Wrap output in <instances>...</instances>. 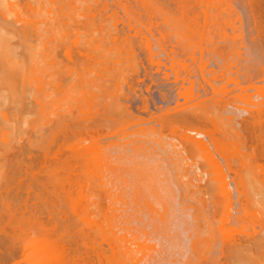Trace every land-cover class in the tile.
I'll list each match as a JSON object with an SVG mask.
<instances>
[{
  "label": "bare ground",
  "instance_id": "obj_1",
  "mask_svg": "<svg viewBox=\"0 0 264 264\" xmlns=\"http://www.w3.org/2000/svg\"><path fill=\"white\" fill-rule=\"evenodd\" d=\"M14 1L0 0L7 18L0 15V264H219V233L223 264L237 256L243 264L240 252L248 250L258 254L252 262L264 264V237L238 243L231 227L239 217L233 210L237 219L231 220V209L239 203L264 227V58L256 63L262 78L253 61L248 68L263 84L257 76L248 82L249 71L241 82L242 73L234 78L227 68L231 78L219 75L225 85L219 77L209 82L203 74L218 76L221 60L212 64L208 54L211 65L218 64L208 68V57L197 50L216 45L208 35L209 42H198L211 0L205 9L203 0H174L183 2L180 13L161 0H135L170 26L157 30L152 14L147 23L156 33L126 10L135 25L119 29L121 13L112 9L106 16L102 0L106 13L100 0ZM220 1L212 8L221 14L231 0ZM189 2L193 13L182 11ZM261 2L249 0L246 14L254 23L250 19L249 29L264 36ZM215 22L214 32L232 37L229 24ZM224 45L214 46L222 67L230 66L232 50L240 51ZM234 51L232 59L241 53ZM195 54L202 57L197 65ZM217 157L225 160V172ZM229 224L234 232H227Z\"/></svg>",
  "mask_w": 264,
  "mask_h": 264
},
{
  "label": "rangeland",
  "instance_id": "obj_2",
  "mask_svg": "<svg viewBox=\"0 0 264 264\" xmlns=\"http://www.w3.org/2000/svg\"><path fill=\"white\" fill-rule=\"evenodd\" d=\"M17 1H18V0H17ZM17 1H14V2L17 3ZM20 1H21V0H19V2H20ZM23 1H24V0H23ZM100 1H101V0H100ZM102 1H103V2L105 1L106 4H108V7L105 8V9H108V10H107L108 12L104 10V6H103V4H105V3H103ZM102 1L99 2V4L102 3V4H100V5L103 6V9H101V10H102V11L104 10L105 13L107 12V13H106L107 15H106L105 13H104V15H106V16L111 15V12H109V10L111 11L112 9H113L114 11L116 10V12H118V14H120V13L122 14V15L120 14L121 17H119V15H117V13L115 12V15H116L117 17H119V20H120V21H118V20H117L118 18H116L115 16H113V17H114L117 21H116L113 17H111V18H113V23H115V21H116V23H117V27H119V29H122V28L124 27V28H123L124 30L129 31V29H130L129 27H134V25H135V23H134V25H132V24H133V19H134V21H136V19H137V20L139 19V24H140V21L143 22L144 24H143V23H142V24L144 25L145 30L149 29V26H150V28L153 29V26L156 25L157 23H158V26H154V28L156 27L157 30H159V28H160V29H161L160 31H163L162 29H164L165 27H168V28H166V29H170V28H169L170 26H168L167 24L164 25V24H165V23H163L164 20H163V18L161 17L162 15H159V14H160L159 11H158V14H156L157 11H155V12H156L155 14H154V12H153V13H152V12L150 13L149 10L147 11L146 9H145V10H146V11H145V10L141 7V4H140L139 2L136 3L135 0H134V2H133V0H132V1L129 0L130 3H129V2L127 3V2H125L124 0H117V1H116V0H108V1H107V0H102ZM118 1H119V2H118ZM121 1H122V2H121ZM159 1H160V0H159ZM161 1H163V3H164L165 5H166V3H167V6H169V8H172V9H171L172 12H174V13H176V12L180 13V12H181V11H180L181 9L179 10V9H177V8H180L181 6L179 7V5H183V2H182V3L180 2L179 5H178V4H175L176 1L174 2V0H170V1H169V0H161ZM177 1L179 2V0H177ZM189 1H190V2L193 1V3H194V0H192V1L189 0ZM204 1H205V2H204ZM225 1H227V0H225ZM236 1H237V0H235V1H234V0L228 1V4H229L230 6H226L227 2H226L225 4H223V5H221V7L219 8V11L222 9V6H223V9L225 8V10H224V11H221L222 13L220 14V13L216 12V11H217V7H216V6H218L217 4H220V3L222 4V2H221L220 0H211V8L209 9V12H210V10L212 9V10H211L212 12H210V13H212V14H210V16H211V17L209 18L210 21H209V19L207 20V21H208V22H207V25H206V26H207V27H206L207 29H206V32L204 31V34H203L202 38H203V37H204V38H205V37L208 38V37H207V35H208V36H209V40H210V42H211V43H212V42H213V43L215 42V44H216V45H213V44H212L213 47H214V46L218 47V46L221 44V45H220L221 48H222V46H223L225 43H229V41H232V40H234V41L237 40V41H238V40H239V41L236 42V43H235L234 41H232V42L235 43V44H232V42L230 43L231 45H234V46H233V47H234L233 49H235L236 46H237V47L239 48L240 51H238L237 48H236L237 50H236V49H235V50H236L237 52H241L240 54L237 53V54H238V55H237V54H236V51H234V50L231 49L232 52H233V51L235 52V54H236L235 56H236L237 61H236L235 58L232 59V58H233L232 56H233L234 53L231 52V55H230L229 52H230L231 50L229 49V50H230V51H229L228 49H226L227 51H229L228 53H229V55L231 56V57H230V56L228 55L230 59L227 57L228 60H229L230 66H229V65L227 66V64H224L223 67H222L221 65L223 64L224 61H222V59H220L221 57H220V58L218 57V56H219V55H218L219 52H218L217 54H215L217 50L215 51V47H214V48L211 47L212 49L209 48L211 45H210V43H207V41H206V43H207V45H206V46H207V49H206V50H207V51L205 50V48H206L205 45H204L205 48L201 47V49L203 48L205 52H203V49H202V50H201V49H200V50H197L198 48H200L198 45H197L198 48L194 46L195 49H192L193 51H196V50H197V52H198V51H199V52L201 51L202 54H203V53L206 54V55H203V56H202V55L199 54V52H198L199 56L201 55L203 58L208 57V54H209V55L212 54V57L214 56V59H216V61H215V60L213 61V58H212V64H213V62H214V63H215V62L217 63V62H220V60H221V62L219 63L220 65L215 64V65L212 66V65H211V61L209 60V57L211 58V56H209L208 59L206 58L207 63H209V64L211 65V66H210V65L208 66V65L206 64V66H208V68H209V67H210V68L213 67V70H214V68L216 69V67H217L216 65L219 66V69H220V70H219V69H218L219 71H216L217 69L215 70V71L217 72L218 76H216V75L214 76V74H216V73H213V72H210V74H209V72H207L208 70L206 71V72H207V73H206V72H205V68L203 69V71L205 72L203 75H205V77L207 76L206 78H207L208 80H210L212 77H214V78L217 77L216 79H218V77H219L218 81L220 80V81H219V82H220V87L223 86V85H225L224 83L226 82V79H225V81H224V79H222V76H223V75L221 76V78H220L219 75H221V73H222L221 71L225 72V70H227V69H228V72H229L230 74H234V76H233L234 78H235V74H237V73H242V74H239V75L237 74V75H238V79H239L240 76H241V78H240L241 82H244V80H245L246 78L249 77L248 75H251V77L248 78V80L251 79V81H248V82H252V78H254V77L257 76V75L254 76V74H257L256 72H257L258 70H260V69L258 68V64H256V63L259 61L258 59H260L261 57H262V60H263V58H264V56H262V55L259 56V54H260L259 51H255V50H254V49H255V46H257L258 48H260V51L262 52L261 54L264 53V52H263L264 49H261L262 47L264 48V46H263V45H264V44H263V43H264V42H263V41H264V36H263V33H261V35H260L259 32L256 31L255 27L253 28V26H254L253 24H254V23H253L252 17H251V16H248V15L251 14V13H249V12H250V11H249V6H247L249 0H244V2H243V0H242V1H241V0H238L237 2H236ZM240 1H241V3H240ZM262 1H263V0H262ZM12 2H13V1H12ZM19 2H18V3H19ZM120 2H121L122 4H121ZM170 2H171V3H170ZM187 2H188V1H187ZM190 2L187 3V4H184V7H183L182 11H183V10H184V11L186 10V11H189L190 13H193V11L191 12V10H192L193 7H191L192 5H190ZM206 2H207V0H203V1H202V4H201V5H202V6H201L202 9H205V8H206V7H203V6H206V4H204V3H206ZM219 2H220V3H219ZM16 3H15V4H16ZM18 3H17V4H18ZM109 3H110V4H109ZM119 3H120V4H119ZM176 3H177V2H176ZM215 3H216V4H215ZM242 3H244V5H243ZM261 3L264 4V2H261ZM17 4H16V5H17ZM126 4H127V5H126ZM137 4H139V6H138ZM168 4H169V5H168ZM213 4H215V5H213ZM100 5H99V8L102 7V6H100ZM110 5H111V6H110ZM175 5H176L177 7H176ZM185 5H186V6H187V5H190V8H189V7L186 8ZM193 5L196 6V4H193ZM119 6H120V7H119ZM124 6H125L127 9H124V8H125ZM128 6H129V7H128ZM212 6H215V7H216V8L213 7V8L216 9V11H214V9L212 8ZM231 6H232V7H231ZM236 6H237V7H236ZM245 6H246V7H245ZM263 6H264V5H263ZM263 6H262V7H263ZM121 7H122V8H121ZM196 7H197V6H196ZM218 7H219V6H218ZM226 7H227V9H226ZM233 7H234V9H232ZM247 7H248V8H247ZM97 8H98V7H97ZM99 8H98V9H99ZM110 8H111V9H110ZM175 8H176V9H175ZM184 8H186V9H184ZM229 8H230L231 10H230ZM236 8H238V10H237ZM263 8H264V7H263ZM263 8H262V9H263ZM98 9H97V10H98ZM122 9H123V10H122ZM137 9H138V10H137ZM141 9H142V10H141ZM188 9H190V10H188ZM223 9H222V10H223ZM113 10H112V14H113ZM125 10L127 11V14H129V13L131 12L130 15L133 14L132 16H135V18L132 17L133 19H131L130 16H128V15H127V17H126V12H125ZM174 10H175V11H174ZM176 10H177V11H176ZM178 10H179V11H178ZM229 10H230V12H229ZM232 10H233V11L235 10V11L233 12ZM260 10H261V7H260ZM98 11H99V10H98ZM98 11H97V12H98ZM102 11H99V13L102 12ZM104 11H103V12H104ZM128 11H129V13H128ZM144 11H145V12H144ZM226 11H227V12H226ZM238 11H240V13H239ZM247 11H248V12H247ZM103 12H102V13H103ZM122 12H123L124 14H123ZM147 12H149V13H148L149 15L147 14ZM189 12H188V13H189ZM214 12H215V13H214ZM259 12L261 13L262 11H259ZM259 12H258V13H259ZM0 13H1V12H0ZM135 13H136V14H135ZM140 13H141V14H140ZM184 13L188 14L187 12H184ZM223 13H224V14H223ZM234 13H235V14H234ZM237 13H238V14H237ZM246 13H247L248 15H247ZM19 14H20V13L18 12V16H19ZM146 14H147V15H146ZM152 14H154V15L157 16V18H156V16H155V18H154V19L157 21L156 23H155V22H154V23L151 22V20H152V18H151V17H152ZM216 14H217V15H216ZM218 14H219V16H218ZM222 14L225 15V16L223 17ZM261 14H262V13H261ZM261 14H260V15H261ZM263 14H264V12H263ZM263 14H262V16H264ZM0 15H1V17L3 16L2 13H1ZM113 15H114V14H113ZM143 15H144V16H143ZM158 15H159V17H158ZM200 15H201V16H200ZM200 15H199V16H200L201 20H200L199 18H198V19H199L200 21H202V19H203V21H204V14L200 13ZM212 15H215V16H212ZM221 15H222V16H221ZM10 16H12V17L14 18L13 15L10 14L9 17H10ZM123 16H124V17H123ZM136 16H137V18H136ZM141 16H142V17H141ZM150 16H151V17H150ZM208 16H209V13H208ZM228 16H229V17H228ZM246 16H248V17H250V18H247ZM20 17H21V15H20ZM20 17H19V18H20ZM125 17H126V18H125ZM128 17H129V18H128ZM139 17H141V18H139ZM153 17H154V16H153ZM202 17H203V18H202ZM217 17H218L219 19H217ZM222 17H223V18H222ZM243 17H244V18H243ZM258 17H259V15H258ZM3 18H6V17H2V19H3ZM127 18H128V20L126 21ZM148 18H150V20H149ZM161 18H162V19H161ZM207 18H208V17H207ZM263 18H264V17H263ZM263 18L261 17L262 21L264 20ZM15 19H16V17H15ZM15 19H14V20H15ZM80 19H84V17H80ZM154 19H153V20H154ZM211 19H212V20H211ZM250 19L252 20V22H251ZM258 19H259V18H258ZM3 20H4V19H3ZM6 20H7V18H6L4 21L6 22ZM10 20H12V21L14 22V20H13L12 18H10ZM16 20H17V19H16ZM110 20H111V19H110ZM114 20H115V21H114ZM129 20H132V23H131V21H130V23H129ZM160 20H161V21H160ZM199 20H198V21H199ZM215 20H216V21H218V20H219V21H220V20H223V23H224V24H225V23H226L227 25L229 24L228 27H230V26H231V27L228 28V27L226 26V29H227V31L229 30V32H231V33H229V35L232 34V35H231L232 37L228 36V33L226 34L225 31H222L221 34H220V32H219L218 30L216 31L217 33L214 32V31H215L214 23H216ZM224 20H225V21H224ZM238 20H239V21H238ZM246 20H247V21H246ZM259 20H260V19H259ZM111 21H112V20H111ZM148 21H150V22L153 24V26L151 25V23H150L149 26H148V23H149ZM203 21L201 22L202 24H204ZM213 21H214V22H213ZM234 21H235V22H234ZM248 21H249V22H248ZM15 22H17V21H15ZM127 22H128V24H127ZM147 22H148V23H147ZM250 22H251V25H253V26H252V29H249V27H250V26H249V25H250ZM20 23H21V22H20ZM20 23H18V22L15 23V24L13 23L15 27L17 26L16 24H18V27H16L18 30H19L21 27L23 28V26H22V25H23V22H22L21 27H19V24H20ZM116 23H115V24H116ZM136 23L138 24V22H136ZM199 23H200V22H199ZM201 23H200V25H202ZM205 23H206V22H205ZM211 23H212V24H211ZM230 23H231V24H230ZM263 23H264V22H263ZM6 24H7V23H6ZM11 24H12V23H11ZM11 24H10V26H11ZM111 24H112V22H111ZM139 24H138V25H139ZM142 24H141V25H142ZM162 24H163V26H162ZM232 24H233V25H232ZM7 25H9V24H7ZM125 25H126V26H125ZM130 25H131V26H130ZM143 25H142V27H143ZM236 25H237V26H236ZM14 26H12V27H14ZM112 26H113V25H112ZM128 26H129V27H128ZM145 26H146V27H145ZM147 26H148V28H147ZM246 26H247V27H246ZM15 27H14V28H15ZM237 27H238V28H237ZM22 28H21V29H22ZM113 28H114V27H113ZM125 28H127V29H125ZM216 28H217V27H216ZM231 28L235 29L236 32H235V30H231ZM250 28H251V27H250ZM21 29H20V30H21ZM23 29H24V28H23ZM156 29H153V31L155 32ZM213 29H214V30H213ZM237 29H238V30H237ZM207 30H208V31H207ZM242 30H243V31H242ZM249 30H252V32H250ZM210 31H211V33H210ZM232 31L235 32V33H233ZM237 31H238V32H237ZM241 31H242V32H241ZM207 32H208V33H207ZM244 32H245V33H244ZM247 32H248V33H247ZM155 33H156V32H155ZM249 33H250V34H249ZM165 34H166V33H165ZM165 34H164V35H165ZM205 34H206V35H205ZM210 34H211V35H210ZM213 34H215V35H213ZM234 34H235V36H234ZM251 34H253V35H251ZM258 34H259V35H258ZM156 35H157V34H156ZM167 35H168V34H167ZM167 35H166V37H167ZM204 35H205V36H204ZM216 35L219 36V37L216 38ZM238 35H239V36H238ZM248 35H249V36H248ZM158 36H159V34H158ZM158 36H157V37H158ZM169 36H170V38L173 37V36H171V35H169ZM233 36H234L235 39L233 38ZM241 36H242V37H241ZM253 36H254V37H253ZM213 37H214V38H213ZM225 37H226V38H225ZM239 37H240V38H239ZM250 37H251V38H250ZM259 37H260V38H259ZM167 38H168V37H167ZM167 38H166V39H167ZM202 38H201V40L198 41V42H202V40L205 42L204 38H203V39H202ZM206 38H205V39H206ZM211 38H212V41H211ZM254 38H255V39L257 38V41H259V42L257 43V42L255 41ZM258 38H259L260 40L263 39V40H261V41H262V43H261L262 45L260 44L261 41H260ZM166 39H165V42H166L165 44H166V45H169V47H171V43H170V42H171V41L173 42L174 40H172V38H171V39H170V42H169L170 44H169V43L167 44ZM173 39H175V37H174ZM215 39H216V41H215ZM218 39H219V41H221L222 39H223V40H222V42L220 43V42H218ZM248 39H249V40H248ZM206 40H208V39H206ZM209 40H208V42H209ZM226 40H227V42H226ZM240 40H241V42H240ZM244 40H245V41H244ZM252 40H254V41L256 42V43H255L256 45H253V44H252L253 42L251 43ZM204 42H203V44H204ZM216 42L218 43V45H217ZM223 42H225V43L222 44ZM245 42H246V43H245ZM175 43H176V42L174 41L173 44H175ZM206 43H205V44H206ZM219 43H220V44H219ZM238 43H239V45H238ZM240 43H241V44H240ZM173 44H172V47L175 48V46H174ZM203 44H202V46H203ZM230 44H229V45H228V44H227V45L225 44V45L227 46V48H229ZM257 44H258V45L260 44L262 47H261L260 45L258 46ZM209 45H210V46H209ZM225 45H224V46H225ZM242 45H244L245 47L242 46ZM251 45H253V46H251ZM200 46H201V45H200ZM208 46H209V47H208ZM220 46H219V47H220ZM172 47H171V48H172ZM180 47H181V46H180ZM194 47H193V48H194ZM219 47H218V48H219ZM230 47H231V46H230ZM248 47H249V48H248ZM253 47H254V49H253ZM208 48L210 49V50H209L210 52H211V50H212L213 52L208 53V52H209V51H208ZM231 48H232V47H231ZM240 48H241V49H240ZM189 49H190V48H189ZM189 49H187V51H188ZM224 49H225V48H224ZM256 49H257V48H256ZM178 50H179V51H178ZM185 50H186V49H185ZM192 50H189V52H190V51L193 52ZM218 50H219V49H218ZM221 50H222V49H221ZM221 50H220V52H221ZM252 50H253V51H252ZM177 51L183 53V50L181 51L179 48L177 49ZM224 51H225V50H224ZM224 51H222V52H224ZM227 51H226V52H227ZM242 51H243V52H242ZM184 52H185V51H184ZM191 52H190V56H191ZM197 52H196V54H197ZM222 52H221V53H222ZM226 52H225V54L227 55L228 53H226ZM251 52H252L253 54H252ZM185 53H187V52H185ZM185 53H184V54H185ZM213 53H214V55H213ZM254 53H255V56H252V55H254ZM258 53H259V54H258ZM196 54H195V56H196ZM186 55H187V54H186ZM223 55H224V54H223ZM187 56L189 57V55H187ZM187 56H186V57H187ZM199 56L197 55L196 58H199ZM205 56H206V57H205ZM215 56L218 57V61H217V57H215ZM220 56H221V55H220ZM235 56H234V57H235ZM186 57H185V58H186ZM188 57H187L186 59H189ZM202 57H200L198 60L196 59V60H197V61H196V65H197L198 61H199ZM244 57H245V59H243ZM249 57H250V58H249ZM251 58H254L255 61H254L253 59L251 60ZM240 59H241V60H240ZM256 59H257V61H256ZM202 60H203V59H202ZM223 60H226V61H227L226 58H225V59L223 58ZM231 60H232V61H231ZM260 60H261V59H260ZM188 61H191L190 63H192V60H188ZM204 61H205V59H204ZM204 61H200V65H199V66H202V64H203ZM209 61H210V62H209ZM234 61H236L237 63L234 62ZM242 61H243V62H242ZM248 61H249V62H248ZM250 61H251V62H250ZM252 61H253L254 66H252V65H253V64H252ZM205 62H206V61H205ZM205 62H204V63H205ZM238 62H240V64H239ZM201 63H202V64H201ZM225 63H226V62H225ZM227 63H228V62H227ZM234 63H235V66L232 65V64H234ZM259 63H263V61H262V62H259ZM198 64H199V63H198ZM243 64H244V65H243ZM255 64H256V65H255ZM192 65L194 66V64H192ZM196 65H195V66H196ZM225 65H226V67H225ZM249 65H251V66L254 67V68H256L255 66H257L258 69L255 70V71H256L255 73L252 74L251 71H253L254 68L251 69V66H250V69H251V70H248ZM199 66H196V70H197V71L200 70V67H199ZM220 66H221V67H220ZM231 66H232V67H231ZM239 66H240V67H239ZM246 66H247V67H246ZM262 66H264V65L262 64ZM204 67H205V65H204ZM230 67H231V68H230ZM236 67H237V68H236ZM259 67H261L260 64H259ZM201 68H203V66H202ZM222 68H224V69L222 70ZM225 68H227V69H225ZM262 68H264V67H262ZM262 68H261V69H262ZM206 69H207V67H206ZM238 69H239V70H238ZM242 69H243V70H242ZM213 70H212V71H213ZM229 70H231V71L233 70L234 73L231 72V71H229ZM203 71H202V72H203ZM210 71H211V69H210ZM237 71H238V72H237ZM239 71H240V72H239ZM243 71H245V72H243ZM248 71L251 72V73H249ZM261 71H263V69L260 70V72H261ZM220 72H221V73H220ZM228 72H227V71L225 72V75L227 74V77H226L227 80H228V78H231L230 75H229L230 77L228 76V74H229ZM236 72H237V73H236ZM246 72H248L249 74L246 75V74H247ZM258 72H259V71H258ZM260 72H259V75H260L261 73H264V72H261V73H260ZM197 73H198V72H197ZM207 74H208V75H207ZM212 74H213V76H212ZM223 74H224V73H223ZM244 74H245V75H244ZM225 75H224V76H225ZM262 75L264 76V74H262ZM198 76H200L199 80L202 81V78H201V77H203V76H201L200 71H199V73H198ZM224 76H223V77H224ZM263 76H262V77H263ZM236 77H237V76H236ZM242 77H244V79H243ZM245 77H246V78H245ZM257 77H259V76H257ZM257 77H256V82H257V80H259V85H260V83L262 82L260 79H261L262 77H261V75H260L261 78L259 77V79H257ZM206 78H205V81L208 82V80H206ZM224 78H225V77H224ZM221 79H222V80H221ZM203 80H204V78H203ZM242 80H243V81H242ZM246 80H247V79H246ZM253 80H254V79H253ZM211 81H212V80H210L209 82H211ZM218 81H217V82H218ZM221 81H222V82H221ZM254 81H255V80H254ZM254 81H253V82H254ZM260 81H261V82H260ZM209 82H208V83H209ZM213 82H214V81H212L211 83H213ZM217 82L214 83V85H215V84L218 85L219 82H218V84H217ZM223 82H224V83H223ZM245 82H246L245 85H247L248 82H247V81H245ZM201 83H202V82H201ZM204 83H206V82H203V84H204ZM208 83H207V84H204L205 86H204L203 84H201V87H202L203 89L206 87L205 90H207V92L210 90L209 92H211V95H212V94H213V93H212L213 91H211V89H209V88H211V86H209ZM222 83H223V84H222ZM221 84H222V85H221ZM248 84H249V83H248ZM262 84H263V82H262ZM206 85H208L209 87L206 86ZM218 86H219V85H218ZM201 87H200V92H201V90H202ZM216 88H218V87L216 86ZM143 89H144V88H143ZM202 91H204V90H202ZM204 92H206V91H204ZM207 92H206L205 94H206V96L208 97L210 93L208 92V95H207ZM201 93H202V95L204 94L203 92H201ZM211 95H210V96H211ZM263 95H264V94H263ZM203 96H204V95H203ZM203 96H202V97H203ZM206 96H204V97H205V99L207 100V97H206ZM204 97H203V99H204ZM255 97H256V98H255L256 101H258L259 98H260V97H258V96H255ZM209 98H210V97H209ZM263 98H264V96H263ZM206 100H205V101H206ZM260 100L262 101L263 99H260ZM260 100H259V101H260ZM262 102H264V100H263ZM206 119H207V117H206ZM208 124H209V123H208ZM209 127H210V126H209ZM206 141H208V140H206ZM217 158H219V157H217ZM218 160L221 161L222 163H223V162L225 163V160H224V159H220V158H219ZM219 161H218V162H219ZM225 165H226V163L221 165V166H222V170H224V169L226 168ZM223 166H224L225 168H224ZM223 168H224V169H223ZM225 171H226V170H224V172H225ZM215 174L218 175L217 173H215ZM213 175H214V173H213ZM216 177H217V176H216ZM215 183H216V182H215ZM217 184H218V183H217ZM217 184H216V185H217ZM218 190H219V189H218ZM236 194H237V193H236ZM237 195H238V194H237ZM237 195H236V196H237ZM211 196H212V195H211ZM236 196L234 195V196H233V199H232V201L234 200L233 202H235V204H234L235 206L239 203V202H236V201H239L238 197L236 198ZM239 198H240V197H239ZM207 199H208V197H207ZM233 202H232V203H233ZM209 203H210V202H209ZM236 203H237V204H236ZM239 204H240V205H239ZM239 204L237 205V208H238V206H240V207H241L240 209H237V208H236V209H231V210H232L231 215H232V213H233V216H234L235 218L233 217V218L231 219L232 216L228 218V221H229V219H231V220H233V221H234V220L236 221V219L238 218V219H237L238 222L236 221L235 224H233V222H232V225H231V227H234V228H236L237 230H236V232H234L235 229L233 228V229H234V230H233V229L230 227V224H229V226H227V229H226V230H228V229L230 230V228H231V230L234 232V234L231 233L232 231H231L230 233H231L232 235H234V237L237 238V240H238V238L241 239V237H242V239H244V240H246V239H247V240H250V239L252 240V238H254V237H255V239H258V238H262V237H264V235H263V234H264V227L262 228V225H261L260 221L258 220L259 222H257L256 219L251 215V213H249V212H247V211H245V210L243 209V207H242V205H241L242 203H239ZM232 206H233V205H232ZM233 208H235V207H233ZM233 210H235V211L237 210V211H238V212H236V214H237V215L239 214V215H238L239 217L236 218L237 215L234 214L235 211H233ZM243 210H244V212H243ZM245 212H246V213H245ZM252 212H253V211H252ZM241 213H242L243 215H242ZM235 215H236V216H235ZM242 216H243V217H242ZM251 216H252L255 220H254ZM240 217H241V218H240ZM240 219H241V220H240ZM246 220H247V221H246ZM242 221H243V222H242ZM244 221H245V223H244ZM230 222H231V221H230ZM230 222H227V224L230 223ZM239 222H240V224H239ZM254 222H257V223L255 224ZM242 223H244V224H242ZM246 223H247V224H246ZM238 225H239V226H238ZM248 225H249V226H248ZM241 226H242V227H241ZM228 227H230V228H228ZM240 227H241V228H240ZM247 228H248V229H247ZM255 228H256V229H255ZM240 229H241V230H240ZM243 229H244L245 232L242 231ZM257 229H258V230H257ZM260 229H261V230H260ZM229 230H228L227 232H229ZM252 230H253V231H252ZM240 231H241V232H240ZM225 232H226V231H225ZM242 232H243V233H242ZM247 232H248V233H247ZM244 233H245V234H244ZM250 233H251V234H250ZM260 233H261V234H260ZM221 235H222V234H221ZM221 235H220V233H219V235H218V236L220 237V240H219V243H220V244L218 245V249H219V250H218V256L216 255V257H218V258H217V261H219L220 259H222V260H220V261L218 262L219 264H223L224 261H226V258H225L226 255H225V257H224V255H222V254H224V253H222V251H225L226 248L221 249V248L223 247V245H224V244L222 243L223 241L221 240V239H222ZM229 235H230V234H229ZM238 236H239V237H238ZM260 236H262V237H260ZM250 237H251V238H250ZM249 238H250V239H249ZM232 239L234 240L233 237H232ZM242 239H241V240H242ZM235 240H236V239H235ZM220 241H222V242H220ZM239 241H240V240H238V243H239ZM240 242H241V241H240ZM221 245H222V246H221ZM248 248L251 249V247L248 246V247H247V250H248ZM251 250H252V249H251ZM249 251H250V250H248V253H247V252H244V253H241V252H240V254H244V255H243V258H244V256H247V255H248V256L250 255L249 258H250L252 255L254 256L253 258H256V256H257L258 254H256V256H255V254L253 253V251H252V252H251V251L249 252ZM246 253H247V254H246ZM249 253H250V254H249ZM251 253H253V254H251ZM225 254H226V253H225ZM222 256H223V258H221ZM248 256H247L246 258H244V259L241 258L242 261H243V260L246 261V262L248 261L247 263L243 261V262H244L243 264H245V263L248 264V263L251 261V258L248 259ZM232 257H233V256H232ZM237 257H238V256H237ZM237 257H233L234 259L236 258V260H233V258H232V260H233L232 263H234V264H238V263H239L238 260H239V257H240V256L238 257V259H237ZM224 258H225V260H224ZM253 258H252V261H253ZM241 259H240V263H241ZM245 259H246V260H245ZM249 260H250V261H249ZM229 261L231 262V260H229ZM235 261H236V262H235ZM237 261H238V262H237ZM252 261H251V262H252ZM251 262H250V263H251ZM252 264H255V263L252 262Z\"/></svg>",
  "mask_w": 264,
  "mask_h": 264
}]
</instances>
